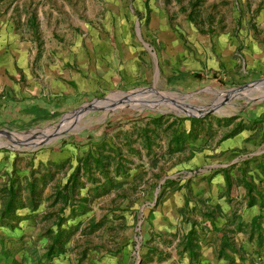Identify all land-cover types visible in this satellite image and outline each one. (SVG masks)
<instances>
[{"label":"rangeland","instance_id":"1","mask_svg":"<svg viewBox=\"0 0 264 264\" xmlns=\"http://www.w3.org/2000/svg\"><path fill=\"white\" fill-rule=\"evenodd\" d=\"M67 52L96 74L121 64L151 69V81L109 84L63 124L75 108L38 125L6 119L0 108V210L8 181L16 206L14 220L0 221V264L5 253L8 264H180L190 231L196 257L212 242L232 264H264V0H0V102L43 84L68 64ZM205 70L214 79L178 86L180 72ZM156 114L182 119L177 131L187 117L206 120L168 152L162 130L142 133ZM233 129L230 136L247 130L241 144L217 149ZM142 135L156 141L145 146ZM89 151L106 167L79 170L73 196L85 195L87 207L64 209L62 251L38 259L61 204L54 192Z\"/></svg>","mask_w":264,"mask_h":264},{"label":"crops","instance_id":"2","mask_svg":"<svg viewBox=\"0 0 264 264\" xmlns=\"http://www.w3.org/2000/svg\"><path fill=\"white\" fill-rule=\"evenodd\" d=\"M144 46V48H147L145 44ZM66 54L67 56H65L63 60L68 64H63L43 84L31 86L23 90V94L20 96L21 100L19 101L6 99L4 102H0L1 111H3V114L7 115L6 119L10 116L16 123L38 125L41 122L51 121L53 118L71 111L77 105L90 98L94 92L96 94V92L101 91L103 88H107L109 84L113 85L116 82L123 84L132 80L134 77H137V80L144 78L151 81V69L149 71V69L141 67L133 70L127 67L126 64H121V66L115 70L116 72L107 71L104 74H96L94 72V66H91L86 59L82 61L83 57L77 55L73 57V52H67ZM80 54L79 52L78 55ZM61 55H64V53L61 52ZM72 58L74 59V66H72V62H70ZM162 71L164 70L162 69ZM201 74L202 75L199 76L197 73L191 75L187 72H180L175 79H177L176 82L178 86L181 87V85H183L188 87V85L207 79V77H214V74L211 76V71L209 70H205ZM154 76L155 72L152 73L153 78ZM0 120L2 119L0 118ZM242 131L247 132V130ZM242 131H240L238 135L235 134L223 139L222 142L217 145V149H230L231 147L233 148L240 145L243 137ZM34 133L35 136L40 135L38 132ZM249 141L253 140L251 139ZM210 228L211 227L208 226L209 230ZM218 248V245H214L212 242L207 243L205 246L199 247L198 256L195 260H189L185 255L184 260L180 264H232V258H229V256L221 258L217 255L216 250H219ZM103 263L108 264L107 262ZM163 264L168 263L163 261Z\"/></svg>","mask_w":264,"mask_h":264},{"label":"trees","instance_id":"3","mask_svg":"<svg viewBox=\"0 0 264 264\" xmlns=\"http://www.w3.org/2000/svg\"><path fill=\"white\" fill-rule=\"evenodd\" d=\"M165 117H163L161 114H156L154 116H150L148 124H152L153 127L149 128L146 126L144 130H142V133L144 132V135L146 134L145 130L148 132H151V134H156L158 135V132L162 130L163 133L166 134L167 136V151H180L183 149L185 140L188 139V137L191 135L192 131V125L194 122H202L205 121L206 118H194V117H187L186 119L189 120V124L187 128H183L182 130H176L173 126L177 125L179 122L182 121V119H179L177 117H172L170 121L164 120ZM217 121V120H216ZM219 121V120H218ZM108 122V121H107ZM165 122V123H163ZM229 122V119H226L224 123L227 124ZM106 124V123H105ZM235 129H233L231 132L226 134L228 136L234 134ZM140 135V134H139ZM143 136V142L145 146H150V141H156V137H154L153 140H151L148 136ZM194 137H196V134H193ZM88 154L86 155V158H84L82 161L80 160V157L77 160V164L73 168V170L70 172V174L66 177V180L61 188H57L56 191L54 192V197L57 199L58 197L61 200V204L59 208L57 209L56 212H53V220L51 222V225H53L51 228L47 229V234L49 235L48 240L49 242L46 244L45 249L41 256L38 258H44L49 262L53 256H55L58 252H61L62 246L65 244V242L68 239L69 235V228H61V221H62V214L65 208L69 211L70 214H82L84 210L87 207L86 202L89 201L88 198L84 195L81 197L74 198L73 192H74V182L77 180V174L80 169L85 168L87 173L91 172L92 168H99V171H102V168L105 165V162L101 159L102 156L100 154H91L90 151L87 152ZM91 163V165H90ZM117 171V166L115 168ZM222 172L226 173V168H221L220 169ZM106 173V172H105ZM226 176V175H225ZM263 177H264V167H263ZM227 179V177H226ZM107 182L111 184V181L109 178H106ZM26 186L28 188V193H29V206L31 207L32 210L36 209V204L38 200V191L35 188V179L32 178L26 183ZM245 187L248 188V190H253V186H251L248 183H245ZM7 194L8 198L6 199L2 209L0 210V221H12L16 216H14V209L16 208L15 206V190L14 187L12 186L11 181L7 183ZM258 195V193L256 192ZM252 196L250 197V201L252 200ZM75 212V213H74ZM51 215V214H49ZM210 216V215H209ZM258 218V216H257ZM257 218H252L251 224L252 226H257V230L259 231V225H255V222ZM193 234L192 231L187 233L184 236L183 239V246L187 250L188 257L190 260H195L196 258V249L198 247L197 244L192 242V237L191 235ZM2 250L0 253L2 254ZM3 255V254H2ZM8 256L5 253L4 256V264H8Z\"/></svg>","mask_w":264,"mask_h":264},{"label":"water","instance_id":"4","mask_svg":"<svg viewBox=\"0 0 264 264\" xmlns=\"http://www.w3.org/2000/svg\"><path fill=\"white\" fill-rule=\"evenodd\" d=\"M120 98H121L120 100H127L126 96H121ZM115 102L117 103V102H119V101L117 100V101H115ZM102 104H103V103H101L100 105H102ZM83 108H86V105H81V106L75 108L73 111L69 112L66 116H64L59 124H63V122H65L69 117H72V116L75 117V116H77L78 114H80L79 112H80ZM208 112H210V109H207V110H205V111H203V112H201V113H197V114H194V113H189V114H191V115L194 116V117H197V116H200V115H204V114H206V113H208ZM58 126H59V125H58ZM49 137H50V135H49ZM44 138H45V137H44Z\"/></svg>","mask_w":264,"mask_h":264}]
</instances>
